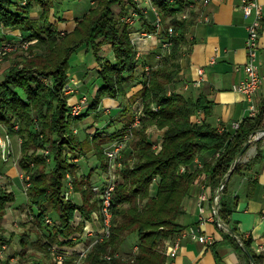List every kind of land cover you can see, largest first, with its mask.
<instances>
[{
	"label": "trees",
	"instance_id": "1",
	"mask_svg": "<svg viewBox=\"0 0 264 264\" xmlns=\"http://www.w3.org/2000/svg\"><path fill=\"white\" fill-rule=\"evenodd\" d=\"M151 1L163 18L162 42L171 44L168 54L158 65L149 69L143 66L139 73L142 62L130 36L132 29L119 16L137 9L142 16L140 20L150 32H157L159 27L147 20L146 13L134 0H99L73 31L65 33L50 20L51 9L57 7L55 0H28L26 5L22 0H0L1 22L5 26L21 27L25 37L34 41L31 44V50L35 51L33 57L17 56L0 80V121L12 129L16 122L19 123V129L12 134L22 138L20 165L31 175L27 192L32 209L37 207L35 213L39 224L45 227L46 216L51 213L58 217L59 223L49 233L51 237L46 246L57 239V234L72 232L70 225L77 210L88 219L98 210L103 218L102 201L92 188L90 176L87 179L81 177L79 166L66 156L68 147L82 150L83 144L90 141H82L73 132L72 123L77 118L71 116L63 94V86L69 80L66 69L70 57L81 47L90 45L100 63L98 73L102 83L91 97L94 101L91 108L99 109L104 97L122 99L121 115L126 117V125L105 137L97 132L90 141L105 170L109 165L101 144L119 138L129 128L135 116L132 103L140 101L145 110L142 127L135 130V136L120 157L124 168L113 194L111 233L92 247L84 259L85 264H170L168 243L184 230L178 218L185 211L183 200L192 184L205 174L218 189L223 177L234 167L245 143L264 128V96L256 114L245 117L234 131H228L220 130L208 121L212 114L208 96H188L171 88L181 72L180 60L187 45L188 28L194 22L191 16L195 14V7L191 4L202 0ZM38 5L43 18L40 25L33 24L31 15ZM116 6H120L119 12ZM187 11L190 17H183ZM105 44H110L113 59L101 54ZM44 77L50 81L45 82ZM134 81L143 86L131 99L127 94ZM200 111L204 112L205 118L194 120ZM151 126L165 129L160 148H155L149 138ZM254 143L257 145L254 162H257L264 159V137ZM40 148H48L49 154L39 153ZM208 153H213L212 159L192 171L190 166L195 160ZM244 168L245 163L239 162L230 179L242 174ZM68 172L72 175L74 191L82 195L81 202L75 201L74 196L72 200H66L63 195ZM230 179L219 197V216L224 225L231 226L242 237L255 264H264V254L254 249L252 238L243 237L238 223L232 219L239 198L228 197ZM15 200V192L0 186V216L6 212L7 204ZM221 230L226 242L251 264L240 242L224 226ZM133 236L136 243L126 255L121 252L123 244ZM4 241L6 238L0 232V245ZM52 262L65 264L54 259Z\"/></svg>",
	"mask_w": 264,
	"mask_h": 264
},
{
	"label": "crops",
	"instance_id": "2",
	"mask_svg": "<svg viewBox=\"0 0 264 264\" xmlns=\"http://www.w3.org/2000/svg\"><path fill=\"white\" fill-rule=\"evenodd\" d=\"M258 1L264 6V0ZM92 2L93 0H58L62 9L54 11L55 14L52 12L53 18L58 22L61 30L71 31L77 25L78 20L89 11ZM242 4L243 0H208L207 3L202 0L195 5L191 4L195 7V14L191 16L194 22L188 28L187 45L180 60L181 72L171 85L174 90L188 96L198 97L200 94L208 96L212 104V114L208 117V121L220 130L234 131L237 128L236 124L252 115V101L244 93L235 89V85L246 75L244 66L247 61L246 38L250 18L245 16ZM116 9L118 12L121 10L120 7ZM36 13L34 11L31 15H36ZM149 17L153 22L155 15L152 10L149 11ZM185 17H190V15H185ZM1 27L0 20L1 40L4 37L19 38L17 30L6 32ZM142 29L147 30L151 35L141 36L139 31ZM131 36L134 37L137 55L142 62L139 73L143 70V66L149 69L158 65L168 54L160 35L150 32L142 19H139L132 27ZM103 50L101 54L104 57L113 59L114 53L110 46H104ZM258 57L262 84L254 97L257 108L264 96V27L261 32ZM200 68L204 69L205 79L197 85L196 80L199 78ZM99 70L100 63L90 46H84L72 55L68 66L70 80L83 82L78 96L87 93L90 96L95 95V91L102 83L98 75ZM134 83L135 81L132 82ZM142 86V83L132 85L127 95L131 97L139 93ZM137 102L139 103L136 101L132 104L134 111L137 109V107L134 108ZM121 103L120 98L104 97L99 109L89 110L83 120H77L75 124H80L81 140L83 138L85 140L86 130L89 128L97 129L104 137L123 128L127 119L121 115L123 109ZM140 109L144 110L142 105L139 106ZM193 118L200 121L205 118V114L200 111ZM148 133L153 143L162 142L165 129L151 126ZM13 139L15 155L13 158L16 160L19 157L21 142L18 137L13 136ZM112 141H107L105 146ZM93 153L94 151H91L89 155ZM256 155L257 145L254 143L242 158L241 162L245 163L243 173L236 174L230 179L228 197L239 198L232 219L238 223L240 233L244 238H252L254 249L264 254V159L254 162ZM212 157L213 153L198 157L190 169L193 171L202 167ZM80 165L82 166L81 172L85 173L86 177L90 169L97 167L91 177L93 178L92 183L99 182L93 186L103 187L106 184L105 172L102 167L98 169L100 167L98 160L90 162L89 159L84 160L83 157ZM4 173H8L14 179L19 178L18 170L13 165ZM75 194V201L81 202L80 192ZM203 194L206 195L204 199L201 198ZM216 194L217 189L205 174H201L192 184L188 195L183 200L185 211L178 218L184 230L181 235L169 240L168 243V247L179 243L176 253L169 255L170 264H248L246 257L224 239L221 225L216 221ZM91 219L90 227L95 229L102 227L101 219L93 218V216ZM84 225L85 223L81 224L82 227ZM192 230L208 235L213 242L200 241L192 235ZM79 240L76 242L77 247L80 248L82 242L80 238ZM87 240H91V237ZM67 246V244L63 245L62 248L71 252Z\"/></svg>",
	"mask_w": 264,
	"mask_h": 264
},
{
	"label": "rangeland",
	"instance_id": "3",
	"mask_svg": "<svg viewBox=\"0 0 264 264\" xmlns=\"http://www.w3.org/2000/svg\"><path fill=\"white\" fill-rule=\"evenodd\" d=\"M27 1L28 0H22V3L24 5H26ZM55 1L57 4V7L56 8L54 7L53 9H51L50 20H52L53 23L55 22L59 31H61L63 33L73 31L77 27L79 20H78V23L73 30H71V31L61 30L59 25H58V22H56L53 18L54 17L53 13H54V11H57L58 9H62V7H61V4L58 3V0H55ZM134 1L137 3L136 0H134ZM98 2H99V0H93V2L91 4V8L96 6L98 4ZM143 4H144V7L141 9V11L146 13L145 16L147 17V20L149 22H151L150 17H149V11L152 10L154 15H155V18L153 19V23L157 25V23L160 22V27H159V30L157 31V33L160 35L161 28H162L161 25L163 23V18H162V15H161L159 9L153 4L152 1H150L148 3H143ZM117 7H120V6H116V8ZM153 7H155L156 10H154ZM40 8H41V6L38 5V6L34 7V9L32 11V12H34V11L37 12L36 15L32 16L33 24L40 25L41 22H43V18L40 16V14H41ZM90 9H89V11H90ZM189 11H187L185 13V15H187L189 13ZM135 13H137V15ZM128 14H132L134 17H136L137 21L142 17L137 9H135V10L132 9L129 12L122 13V14H120L119 17L122 21H124L122 18L127 16ZM137 21H135L133 23L132 22L129 23L127 21L126 22L124 21V22L126 24L130 25V28L132 29V27L135 25V23ZM1 24H2L1 28H3V30H5L6 32H13V30H17V32H19L18 33L19 38L15 39L12 37L11 38H5L4 37L2 40L0 39V80H2L5 77L7 70L11 66H13L14 60L17 59V56L24 55L27 57H33V54L35 52L34 50L33 51L31 50V44L34 41L29 40L25 37V35L22 33L23 29L21 27L5 26L2 22H1ZM142 30H145V29H142ZM130 36H131V33H130ZM131 39H132V36H131ZM104 46L105 47L110 46V44H105ZM83 47H81V48H83ZM110 48H111V46H110ZM167 50H170V46H169V48H167ZM68 66H69V62H68L67 69H66L67 72H68ZM67 74L69 76V80L63 86V94L67 99L68 106L70 107L71 116L76 117L77 120H83L82 118H80V116H82L86 113H89V110H96L94 108H91L94 104V101L91 100L92 96H90L89 93H87V94L81 93L82 95L78 96L79 90L81 89L83 82L82 81L81 82L72 81V80H70V74L69 73H67ZM98 75H99V73H98ZM44 80H45V82L50 81V79L48 77H44ZM97 90L95 92H97ZM135 95L136 94L132 95L131 97H129L128 95L127 96L129 98L133 99L132 97H134ZM141 105H142V103L140 101H139V103L137 102V105H135L134 108L137 107V109L135 111L133 109L135 116H136L137 111L139 110V106H141ZM97 113H99V111H97ZM135 116H134V119H135ZM142 123L139 126L134 127L131 130L132 134H129V136H126L127 133L129 132V128H128L122 136L114 139L107 146H105L106 142L104 144H101V146L104 147V153L106 155L107 163L109 165L107 170H105L102 167V165L98 159V155L96 153V147L94 145H92L90 142L91 139H93L94 136L97 134V132H98L97 129H95V130H92L90 128L87 129L85 140L90 139V141L86 142L85 145L83 144L82 150H74L73 148L68 147L66 149V156H67L68 160H70L73 163H76L79 166L78 172L81 175V177H83V178H86V179L88 178V176L87 177L85 176V173L81 172L82 166L80 165V162H81L82 158L84 157V160L89 159L90 162L93 160L99 161L100 167L98 169H100L102 167L103 171L105 172L104 175L106 178V180H105L106 183L108 182V180L113 175H115L117 177V180H119L120 177L122 179V169L124 168V165L123 164H121V165L116 164L115 166H112V164H114L116 161L114 162L113 160L110 159L108 151L110 150V148L113 147L115 142L124 141L125 145L120 149V154L118 155V158H120L122 156V153H123L127 143L129 141H131V139L135 136L134 135L135 130L137 128L142 127ZM91 126H92V124H91ZM79 128H80V124L72 123L73 132L76 133L78 136L80 133ZM18 129H19V123L18 122H16L14 124L13 129H12L9 125L0 121V137L2 136V138L7 143V146L5 149V156H8L9 150L11 153L10 157L8 159H6L4 156V153H3V147L0 146V186L3 189L7 190L8 192L12 191V192H15V194H16V200L7 204L6 212L2 216H0V232L6 238V241H4L0 245V264H38V263L39 264H52L53 259L56 261L57 260L61 261L65 264H74V263L85 264L84 259H85V257L88 256L89 252L86 256H81L80 250H82V247H80V248L77 247V242L80 241L79 240V238H80L81 242H82V244L80 243L81 246H83V242L85 240H86L85 241L86 244H88V242L90 240H87V238L90 236L85 235L84 227H82L81 225L73 226L71 223L70 227H71L72 232L70 234L59 233V234H57V239L54 242H52L50 245H47V246L45 244L48 241V239L51 237L49 233L51 231H53V228H54L53 226L59 223L58 217L56 216L55 213H51L50 215H47L45 227H41V225L39 224L38 217L35 213V210H37V207H35V210H33L31 207L28 192H27L28 189L30 188V185H31V181H30L31 175L26 170L21 169V165H20V158L22 156V153H21V144L22 143H20L19 157L16 160H14V158H13L15 156L13 153V149H14L13 148V145H14L13 144V140H14L13 136L18 137L20 139V142H22V138L20 136L12 134V131H16ZM85 140L83 138L82 141H85ZM91 151H94V153L92 155H89ZM40 152L44 153V154H49V149L48 148H40L39 153ZM118 160L120 162V159H118ZM49 162H51V161H49ZM30 164L32 165V162ZM12 165L15 166L18 170L17 174H18L19 178H17V179L10 177L8 173H4ZM96 169H97V167H93L92 169H90L88 171L90 179H91L92 188H94L93 184L99 182V181H97V182L92 183L93 178L91 176L96 171ZM90 173H91V175H90ZM67 174H68L67 175L68 180L66 181V184L68 183V181H70L69 179L72 180V175L69 172ZM95 186L97 187V185H95ZM75 193L76 192L74 191L70 198H66L65 192H63V195L66 198V200H72L73 196L76 198ZM75 198H73V199H75ZM78 211H80V210H78ZM75 236H77V237L75 238ZM135 243H136V237L135 236L130 237L127 240V242H125V244H123L121 252H123L126 255L129 254L132 251V248L134 247ZM66 244L68 245L67 247L69 248V250L71 249V252L65 251L62 248V246L66 245ZM50 255H51V257H50ZM61 255L62 256L65 255V258L61 259L60 258Z\"/></svg>",
	"mask_w": 264,
	"mask_h": 264
},
{
	"label": "built area",
	"instance_id": "4",
	"mask_svg": "<svg viewBox=\"0 0 264 264\" xmlns=\"http://www.w3.org/2000/svg\"><path fill=\"white\" fill-rule=\"evenodd\" d=\"M138 7L142 9L144 7L143 3H148L151 0H136ZM208 0H204V2L207 3ZM154 10H156L155 7H153ZM242 9L244 11V14L247 18H250V22L248 23L247 29H248V35L246 38V50H247V61L245 63L244 69H245V77L243 80H241L237 85H235V89L238 91H241L244 93L250 101H252L251 105V112L252 115L256 114L258 111V108L256 106V103L254 102V97L258 93L260 86L262 84V74H261V66L259 63V47H260V37L261 32L264 27V6L258 1V0H243ZM137 15V13H135ZM125 22L133 23L137 21L136 17H134L132 14H128L127 16L122 18ZM157 26L160 27V22L157 23ZM173 29L170 28V32H172ZM157 33V32H155ZM139 34L141 36H149L151 33H148L147 30H141L139 31ZM158 34V33H157ZM133 41L134 37L132 36ZM161 41V39H159ZM164 47L167 49L170 46V42H164ZM204 77V69H199V78L196 80V84L200 85ZM146 117L145 111L140 109L137 111L136 116L132 124L129 126V132L126 136H129V134H132V129L136 126H139L143 119ZM236 126H239V123L236 124ZM223 130V129H222ZM256 137L254 136L253 139ZM162 142H156L154 143L155 148H160ZM125 145L124 141H118L115 142L113 147L110 148L108 151L109 157L111 160H113L115 163L112 164V166H115L116 164L121 165L122 162L118 159V155L120 154V149ZM0 146L3 147V153L5 156V149L7 146L6 141L0 137ZM10 150L8 156H5L6 159L10 157ZM112 163V162H111ZM184 167L182 168V170ZM112 178V179H111ZM108 182L103 186H94L93 190L96 193H99L101 201H102V214L103 218H101L100 213L98 211H94L92 216L96 219H101L102 221V227L100 229H95L93 227H90V224L92 222V217L90 219L86 218L82 212L76 211L75 217L73 219L72 225L78 226L82 223H85L84 225V233L86 236H90L91 240L86 244V242H83L82 250H80L81 256H86L88 252H90L91 248L98 242L103 240L105 237L109 236L111 233V225H112V205H113V194L116 188L117 184V177L113 175ZM67 183V187L65 190V196L66 198H70L74 192V183L71 179H69ZM202 199L206 198V195L203 194L201 196ZM216 202H219V197L216 196L215 198ZM221 225V224H220ZM192 235L195 238H198L202 242H213V239L210 238L206 234H199L192 230ZM77 236H75L76 238ZM179 243H175L173 246L169 247L168 254L174 255L178 249ZM137 250V247L135 248ZM118 255V254H117ZM108 257L111 259L112 255H108ZM61 259L65 258V255L60 256Z\"/></svg>",
	"mask_w": 264,
	"mask_h": 264
},
{
	"label": "water",
	"instance_id": "5",
	"mask_svg": "<svg viewBox=\"0 0 264 264\" xmlns=\"http://www.w3.org/2000/svg\"><path fill=\"white\" fill-rule=\"evenodd\" d=\"M255 137H256L255 139H253V138L252 139H249L245 143V145L243 146L242 150L237 155V158L235 160L234 167L223 177L222 182H221L220 186L217 189V194H216L217 197H220V195L222 194V190L225 187L226 183L229 181V179H230V177H231V175H232V173L234 171V168L237 166V164L239 162L242 161L243 156L246 154V152L248 151V149L250 148V146L253 144V141L256 140V139H259L261 137H264V128L259 129L256 132ZM218 210H219V205H218V202H216V204H215L216 221L219 224H221V226H224L228 230V232L231 233L240 242V244L242 245L245 253L249 257L251 264H255V258L253 256L252 252L250 251L249 247L242 240V237L240 235H238L231 226L224 225V223L222 222V220H221V218L219 216Z\"/></svg>",
	"mask_w": 264,
	"mask_h": 264
}]
</instances>
